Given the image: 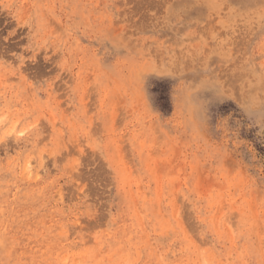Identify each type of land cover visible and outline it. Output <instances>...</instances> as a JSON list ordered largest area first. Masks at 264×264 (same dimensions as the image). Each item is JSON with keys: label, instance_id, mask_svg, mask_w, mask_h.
I'll use <instances>...</instances> for the list:
<instances>
[{"label": "rangeland", "instance_id": "374dc122", "mask_svg": "<svg viewBox=\"0 0 264 264\" xmlns=\"http://www.w3.org/2000/svg\"><path fill=\"white\" fill-rule=\"evenodd\" d=\"M0 264H264V0H0Z\"/></svg>", "mask_w": 264, "mask_h": 264}]
</instances>
